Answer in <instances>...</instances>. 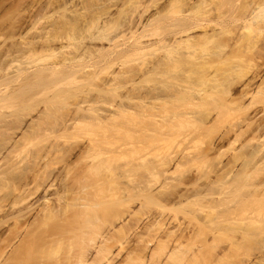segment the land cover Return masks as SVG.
<instances>
[{
	"label": "bare ground",
	"instance_id": "6f19581e",
	"mask_svg": "<svg viewBox=\"0 0 264 264\" xmlns=\"http://www.w3.org/2000/svg\"><path fill=\"white\" fill-rule=\"evenodd\" d=\"M126 2L136 14L134 20L127 19L129 28L115 36L106 32L105 22L94 38L101 45L55 47L63 32L69 39V31L99 24L98 15L83 26V10L78 9L75 18L60 19L54 31L49 27L53 33L63 30L62 36L50 35L46 28L48 37L35 33L37 38L26 42L22 30L24 46L12 48L10 58L21 60H10L19 64L18 74H11L19 79L30 75L19 88L0 94V111L16 100L31 101L34 94L39 97L49 93L48 88L60 91L70 84L81 87L88 82L95 94L69 95L76 99L74 106L69 104L73 109L64 105L68 98L58 91L44 94L40 116L46 118L38 120L33 135L47 137V144L15 177V159L19 148L33 142L34 136L28 140L32 130L24 131L1 160L0 200L19 201L0 204V264H264V0H168L162 11L149 16L152 7L142 4L146 0ZM42 53H49L51 60L43 68L30 72L22 67L27 55ZM149 79L150 88L145 82ZM29 92L34 93L27 100ZM62 107L67 110L64 116ZM11 123L9 132L19 128ZM181 127L184 145L175 153L173 143L180 134L175 131ZM146 134L158 140L154 136L150 141ZM131 136L130 145L123 143ZM107 139L116 141L115 148L108 143L103 147ZM146 139L153 146L165 141L168 152L155 160L159 153L151 155L152 145L146 151ZM157 144L159 152L166 150L164 143ZM149 151L157 161H152L157 167H151L161 177L148 171L150 180L141 177L147 183L129 180L119 188L124 195H109L104 184L111 171L103 164L107 155L139 158ZM178 171L181 180L174 178ZM163 175L170 184L177 182L171 186L174 190L166 180L153 188ZM165 186L169 189L162 191ZM167 190L175 191V197ZM138 191L147 193L145 200L158 202L160 191L168 192L180 204H133L141 202Z\"/></svg>",
	"mask_w": 264,
	"mask_h": 264
},
{
	"label": "rangeland",
	"instance_id": "374dc122",
	"mask_svg": "<svg viewBox=\"0 0 264 264\" xmlns=\"http://www.w3.org/2000/svg\"><path fill=\"white\" fill-rule=\"evenodd\" d=\"M70 1V2H69ZM0 0V80H2V81H4L3 80V78L5 79V81H7V78H8V76H7V78H6V76L5 75H8V73H9V76L11 77V76H13V78H14V76H16L17 77V79H19V77L17 76V75H14V74H16V72H17V70H18V67L19 66H17V65H19V64H14V63H12L11 61H13V62H15L18 58H16V60L14 61V57L13 56H11V58H10V55L11 54H13L15 51H14V49L16 48V46L15 45H20V44H22V45H20L21 47L22 46H24L23 44H25L24 43V39H22V37H24L25 35V41L27 42L28 40H31V39H28V38H30V37H33V35L35 36L36 34H37V36H39V35H44V36H46L47 35V37H48V33L50 34V35H53L54 34V36H55V34H57V37H58V35L59 36H62L63 35V33H64V35H65V37L63 38V36H62V38H61V42L59 41L60 39V37H56L57 38V40H58V43H57V40L56 41H54V38H52V36L50 37V35H49V37L50 38H52V39H50L51 41H54V44H55V47L56 48H59V47H61L62 45H65V46H68L70 49H75L76 47H81V46H84V45H90V44H95V45H101V43H100V40H99V38H96V40H98V41H95L94 40V38H95V36L97 35L98 36V33H99V27H101V26H104L105 25V22L108 24V27H107V31L106 32H108V34L109 33H111L113 36H115V34L117 35V34H119L124 28H129V27H127L128 26V23H130L131 21L130 20H134L133 18H132V16L134 17L136 14H132L133 13V8L132 7H129L130 5L126 2V1H128V0ZM140 1V3H142V2H144V1H142V0H139ZM142 1V2H141ZM164 1V2H163ZM48 2V3H47ZM67 2V3H66ZM111 2V3H110ZM167 2H168V0L166 1V0H146V3L144 2V3H142L143 5H146V4H149L147 7H152L151 9H149V10H151V11H149V13H147L148 14V16L149 15H151V14H153V13H155V12H160V11H162L163 9H160V8H164V6H166V4H167ZM166 3V4H165ZM165 4V5H164ZM36 5V7H34ZM39 5H41V6H39ZM47 5V6H46ZM49 5H50V7H49ZM82 5H84L85 7H86V9L84 8V6H82ZM128 6V8L126 7V6ZM159 5H160V7H159ZM164 5V6H163ZM37 6H39V8H37ZM109 6V7H108ZM159 7V8H158ZM34 8V9H33ZM109 8H111V10L109 9ZM125 8V9H124ZM132 8V10L130 11V9ZM78 9H80V10H83L82 12L80 11V10H78ZM107 9H108V11H107ZM125 11H124V10ZM129 11H128V10ZM33 10V11H32ZM37 10V11H36ZM84 10L88 13V14H85V12H84ZM34 11H36V12H34ZM74 11H76V14H78L79 12H81V13H79V14H81V18L83 17V19H85V20H83V23L85 24H87L88 22H89V24H90V22L93 20V19H95V17H97L98 18V15L101 17L100 18V22H99V24L98 25H96V26H92L90 29H88V30H86V29H81L80 27H78L77 29H80V31L78 30L77 31V29H76V31H73L72 32V30L71 31H69L70 33V38L68 39V36H66L67 34H65L67 31H65V32H63V30H60L61 32H63L62 34H60V31H58V33H57V31H56V33L54 32L53 33V31H54V29L53 28H55V26H57V24H55V23H59L60 21V19H61V21L64 19V17L65 16H67V17H69L68 18V20L72 17V18H75V13H74ZM78 11V12H77ZM105 11H107V12H105ZM117 11H118V13H117ZM123 11H124V13H123ZM38 12V13H37ZM132 12V13H131ZM33 13V14H32ZM82 13L85 15V17H84V15H82ZM105 13V14H104ZM122 15H121V14ZM36 14V15H35ZM73 14H75V15H73ZM130 14V15H129ZM31 15H34V16H31ZM71 15V16H70ZM111 15V16H110ZM120 15V16H119ZM130 16V18H128V16ZM36 16H38V17H36ZM74 16V17H73ZM28 17V18H27ZM67 17H65L66 19H67ZM26 18V19H25ZM36 18H38V19H36ZM63 18V19H62ZM71 18V19H72ZM80 18V19H81ZM88 18V19H87ZM91 18H93V19H91ZM132 18V19H131ZM23 19V20H22ZM30 19V21L28 22V20ZM35 21H34V20ZM91 21H90V20ZM130 21V22H128V23H126L128 20ZM21 20V21H20ZM65 20V19H64ZM85 21V22H84ZM19 22V23H18ZM21 22V23H20ZM27 22V23H26ZM35 24V22H36V24L34 25L33 23ZM80 22H81V20H80ZM14 23V25H12ZM30 23H32V25L30 24ZM83 25V26H86L87 27V25H89V24H87V25ZM127 24V26H125ZM29 25V26H28ZM130 25V24H129ZM9 26V27H8ZM25 26H28L27 28H25ZM32 26V27H31ZM79 26H81L80 24H79ZM10 27L12 28L11 29V31H10ZM49 27H51V30L53 29V31L51 32V30L49 29ZM9 28V29H8ZM31 28V29H30ZM47 28V29H46ZM83 28V27H82ZM13 29H14V31H13ZM17 29V30H16ZM30 29V30H29ZM44 29H46V31L48 32H46ZM22 30H23V33H22ZM26 30H28V31H26ZM42 30H44L43 32H42ZM82 30V31H81ZM86 30V31H85ZM10 31V32H9ZM141 31V30H140ZM14 32H15V34H14ZM25 32V33H24ZM38 32H39V34H38ZM40 32H41V34H40ZM20 33H22V37H21V35H20ZM36 33V34H35ZM47 33V34H46ZM52 33V34H51ZM111 34H109V35H111ZM12 35V36H11ZM14 35H15V38H14ZM18 36V37H17ZM19 38V37H21V38H19V39H17V38ZM100 37V36H99ZM129 37H130V35H129ZM15 40H14V39ZM35 38H37L36 36H35ZM23 40V41H21V40ZM33 39H34V37H33ZM17 42V44L15 43V42ZM19 41V42H18ZM22 42V43H21ZM53 43V42H52ZM14 44V45H13ZM53 44V45H54ZM20 46H17V47H20ZM14 47V49H12ZM16 49H18V48H16ZM15 49V50H16ZM21 49V48H20ZM19 50V49H18ZM9 51V52H8ZM11 51V52H10ZM10 53V54H9ZM5 54V55H4ZM9 54V55H8ZM3 55V56H2ZM7 55V56H6ZM49 55V53H42L41 55L39 54V56H34V57H32L31 56V58H30V55H27V58H26V56H25V58L26 59H23L22 61H24V60H26V61H24L23 63V65H22V67H26V69L27 68H29V70H30V72H31V70L32 69H34V70H32V71H36V69H38V67L39 66H41L42 68H43V66L46 64V62L49 60V61H51L49 58H50V56H48ZM1 56H2V58H1ZM4 56H6V58L7 57H9V59H4L3 57ZM28 56H29V58H28ZM13 58V59H12ZM149 58V57H148ZM1 59H4V60H1ZM12 59V60H11ZM8 60H9V62H11L12 63V65L14 66L13 68H10V67H12V65H11V63H9L8 62ZM11 60V61H10ZM21 59H19V60H17V61H20ZM16 61V62H17ZM48 61V62H49ZM6 65H5V64ZM7 63H9V64H7ZM6 66V67H5ZM2 67H4L3 68V70L4 69H6V70H8V71H3L1 68ZM41 67H39V69H41ZM15 68V69H14ZM12 69V70H11ZM17 69V70H16ZM38 69V70H39ZM16 70V71H15ZM28 70V69H27ZM8 72V73H7ZM29 72V71H28ZM11 73H14V74H11ZM17 74H18V72H17ZM28 75V76H27ZM27 75H22L23 77H25L26 78V80H27V77H29V75H30V73L29 74H27ZM27 76V77H26ZM31 76H32V74H31ZM104 76V75H103ZM102 76V77H103ZM106 76V75H105ZM104 76V77H105ZM8 78V81L7 82H5L4 81V85L2 84V85H0L1 86V88H0V94H1V96H2V92L4 93V92H7L6 91V89L8 90V92H9V88L11 89H17V87L19 88V86H20V84L21 83H23V81H25V78H24V80H23V77H20V79L18 80V81H15V80H13V81H15L17 84H19V85H17L15 82H11L10 80L11 79H13L12 77L11 78ZM101 77V78H102ZM21 78H22V80H21ZM155 79V77L154 78H152V80L155 82L156 80H154ZM150 80L151 79H149V81H145V82H148V86H149V88L150 87H153V85H151L150 84ZM151 80V81H152ZM2 81H0L1 83H3ZM22 81V82H21ZM97 83H99L98 81H96ZM144 82V83H145ZM0 83V84H1ZM11 85H10V84ZM13 83H15V84H13ZM83 83V82H82ZM86 83V82H85ZM94 83V82H93ZM93 83H91L92 85H93ZM96 83V84H97ZM156 83V82H155ZM155 83H154V85H155ZM79 84V83H78ZM90 84V83H89ZM88 84V82H87V84H82L81 85V87H79V86H77V84H70V85H68V86H65V87H61V90L60 91H58V89H59V87H58V89H53V91H52V89H49L48 88V90L47 91H49V93H44L45 95H51V94H53L54 95V91H55V94H57V91L59 92V94L61 93V95L63 96V98H68L67 100L65 99V102H64V105H68L69 106V104L71 105L72 104V106H74V102H75V98H69L68 96L69 95H72V94H74V95H76V92H79V91H81V92H84V91H86V93H88L89 91H90V89H91V87H90V85ZM95 84V83H94ZM153 84V83H152ZM80 85V84H79ZM91 85V86H92ZM15 88H14V87ZM142 87L144 88V87H146V88H144V89H148V87H147V85L145 86V85H143L142 84ZM50 88H52V87H50ZM54 88V87H53ZM37 89H40V88H37ZM37 89H35V90H33L35 93H36V90ZM41 89H42V87H41ZM43 89H45V88H43ZM89 89V90H88ZM46 90V89H45ZM83 90V91H82ZM50 91H52V92H50ZM88 91V92H87ZM34 92H32V93H34ZM40 92H41V90H40ZM90 92H93V91H90ZM89 92V93H90ZM30 93V94H29ZM27 95V100L30 98V96L32 95L33 96V94L31 93V92H29ZM37 93H39L38 91H37ZM94 93V92H93ZM93 93H90V96H91V94L93 95ZM43 94V95H44ZM77 94H79V93H77ZM95 94V93H94ZM4 95V94H3ZM42 95V94H41ZM39 96V97H37V96H35V94H34V97L35 98H31V101H24V100H16L15 102H14V104H10V105H7L6 107H4L3 109H1V111L0 112H2L1 114H0V165H2L3 163H5V162H1V160H3L5 157H7V153H9L10 151H12L13 150V146H14V143H17V140L18 139H20L21 138V134L22 133H24V131L26 132V131H28V132H31V130H32V134L29 136V139L28 140H30L34 135H33V131L35 130V132L37 131V128L36 129H33V128H35L36 126L35 125H37V123L39 122V123H41V121L42 120H44V118H46L44 115H42V116H44L43 118H42V116H40V113L43 111V110H45V104L43 103V95L42 96ZM44 95V96H45ZM31 96V97H32ZM52 96V95H51ZM73 96V95H72ZM37 97V98H36ZM42 97V98H41ZM111 97V96H110ZM110 97L108 98V99H110ZM44 99H45V97H44ZM30 100V99H29ZM64 100V99H63ZM68 102V103H67ZM68 106H66V107H68ZM101 106V105H100ZM103 106V105H102ZM106 105H104L103 107H105ZM65 107V106H64ZM64 107H62L61 108V110L63 111V116H64V112H66V111H64L63 110V108ZM70 107V106H69ZM71 109H73V107H70ZM105 108H107V107H105ZM68 109V108H67ZM60 110V113H62V111ZM59 114V113H58ZM66 114V113H65ZM57 116H60L59 118L61 119V121H63V119H64V117H63V119H62V114H60V115H57ZM39 117V118H38ZM41 117V118H40ZM55 119L57 118V117H54ZM59 119V120H60ZM121 119H123L124 120V118L122 117V118H119V120L116 122L117 124H118V122L120 123V121H123V120H121ZM38 120H41V121H38ZM58 120V122L59 123H61L60 121ZM13 121V122H12ZM19 121V122H18ZM12 122V123H11ZM16 122V123H15ZM21 122V123H20ZM36 122V123H35ZM17 124L18 126L17 127H19L18 129H15V130H12V132L10 131L9 132V129H7V124ZM20 123V124H19ZM111 123L113 124L114 122L113 121H111ZM122 123V122H121ZM115 124V123H114ZM176 126V125H175ZM178 127H179V125H177ZM176 126V127H177ZM16 127V128H17ZM20 127H22V128H20ZM32 127V128H31ZM37 127H38V125H37ZM147 128V127H146ZM150 128V127H149ZM20 129V130H19ZM148 129V128H147ZM151 129H152V127L150 128V131H151ZM175 129H177V128H175ZM155 130V129H154ZM154 130L152 131L155 135L157 134V133H155L154 132ZM172 130H174V129H172ZM172 130H171V132H172ZM175 131V130H174ZM34 132V133H35ZM176 133H180V134H176V135H178V136H176V135H174V137L176 136L177 138H175V143H173V146H174V148H173V146H171L173 149H174V151L177 149V151H175V153L177 152L178 153V150H179V147L180 148H183L182 147V145H184L183 144V142L181 141L182 139L181 138H183L182 137V135H181V133H183V128L181 127V128H179V129H177L176 131H175ZM175 132H173V133H175ZM148 133V132H147ZM41 134H44L43 133V131L41 132ZM148 134H150V133H148ZM148 134H146V135H148ZM160 134V133H159ZM151 135H153V134H151ZM154 135V136H155ZM180 135H181V137H180ZM37 136V135H36ZM36 136H34L35 138H32V139H34L33 140V142L30 144V145H28V146H26L25 148H19V153H18V156H17V158L15 159V162H14V164H15V167H14V172H12V177H15L16 175H18L19 173H22L23 172V170L29 165V162H30V158L34 155V154H36L44 145H46L47 144V142H48V139H47V137L44 139L43 137V139H41V135H39L38 137H36ZM154 136H152V137H154ZM159 136V139H161V134L160 135H158ZM11 137H13V138H11ZM146 138L147 137H149L150 138V136L148 135V136H145ZM152 137L149 139L150 141H151V139H152ZM156 137V136H155ZM154 137V138H155ZM11 138V139H10ZM40 138V139H39ZM53 137H51V139H52ZM50 139V140H51ZM131 139H134V137L133 136H131V138L129 137V138H125V139H122V141H123V143H126V144H129L130 145V143L132 142V140ZM155 139H157L158 140V138L156 137ZM10 140H12V141H10ZM13 140L14 141H16V142H13ZM125 140V141H124ZM147 140V139H146ZM146 140H144L145 142H146ZM162 140V139H161ZM30 141H32V140H30ZM54 141H55V137H54ZM149 141V142H150ZM152 141H154V139L152 140ZM156 141V140H155ZM180 141L182 142V144H181V146H180ZM115 140L114 139H112V140H110V143H109V139H107V142L106 143H104L103 144V147H105L106 146V144H107V146H113L114 148H115ZM164 143V149H166V146H167V144H165V141H159V142H157V143H159V145L160 144H163ZM151 143V142H150ZM152 143H154V142H152ZM157 143H154V146L152 145V144H149L148 143V140H147V142H146V144H143L145 147H147V146H149V147H151V145H152V147H151V152L153 153H151V155L152 156H154L156 153H159V155L158 154H156L155 156H154V159L156 160H160V158H156V157H158V156H160V157H162V156H164L165 155V152H168V148L163 152V151H161L160 150V152H162L161 154H160V152L158 151V149L157 148H159L160 146H158V144ZM113 144V145H112ZM158 146H156V145ZM16 145V144H15ZM17 145H18V143H17ZM136 145H139V144H136ZM142 145V146H143ZM166 145V146H165ZM109 146V147H110ZM116 146H118V145H116ZM141 146V145H140ZM156 146V147H155ZM12 147V148H11ZM161 147H163V145H161ZM170 147V148H171ZM15 148V147H14ZM107 148V147H106ZM114 148H108V149H114ZM12 149V150H11ZM21 149V150H20ZM107 149V150H108ZM146 149V148H145ZM150 149V148H149ZM148 149V147H147V149H146V151L147 150H149ZM160 149H162V148H160ZM163 149V150H164ZM10 150V151H9ZM172 150V149H171ZM181 150V149H180ZM179 150V152H181ZM150 151H149V153H148V155H146V154H142V155H145V156H140V157H144V158H146V159H141L140 157L138 158V157H131V156H127L126 157V159L124 158H122V157H120L119 156V154L118 153H114V152H112L110 155H107L108 156V158L106 159L107 160V165L105 164V163H103V160L102 159H100L101 161H102V163L105 165V167L106 166H108V167H110V170L111 171H107V174H106V172L104 173V171H105V168L102 170V172L101 173H103L100 177H102V176H104L105 174L107 175H105L104 176V178H106V183H104V184H106L105 185V188L109 191H107L108 192V194L110 195V193H111V195H113V197L115 196V195H118V193L120 194V192H121V194H123L124 195V193L125 192H122L121 190H119V188L120 187H122L123 185V183H124V186L123 187H126L127 186V184H129L130 182H132V181H129V180H138V181H136V183L138 182L139 184L141 183H147V182H144L145 180V178H146V181H148V180H150V178L151 177H148V175H149V172L148 171H154L153 169H152V167H154L155 168V166L157 167V165H154V166H152L153 164H157V161H154L153 160V157L150 155ZM173 151V152H174ZM145 152V151H144ZM164 153V154H163ZM150 155V156H149ZM162 155V156H161ZM107 156H105V157H107ZM148 157H149V159H148ZM99 160V159H98ZM99 160V161H100ZM106 160H104V162H106ZM99 161H97L96 160V162L97 163H101V162H99ZM152 161H153V164H152ZM2 163V164H1ZM102 163H101V166H102ZM104 165H103V167H104ZM152 166V167H151ZM1 167V166H0ZM3 168V167H2ZM6 168V167H5ZM129 168V169H128ZM7 169V168H6ZM5 169V170H6ZM108 168L106 167V170H107ZM127 169H128V171H127ZM156 169H158V168H156ZM180 168L178 167V170H179ZM4 170L3 169H0V173L1 172H3ZM125 171H127V172H125ZM157 171V172H156ZM156 171H154V173L156 172V173H158V174H156V175H158V179H159V176H160V174H159V170H156ZM181 171H182V175H183V170L181 169L180 170V173H181ZM55 172H57V171H55ZM100 173V174H101ZM152 173V172H151ZM150 173V174H151ZM154 173H152V175H155ZM180 173H179V171H178V173H176L175 172V174L177 175H175V177L174 178H176V179H182L183 177H184V175H183V177H181V175H180ZM179 174V175H178ZM15 175V176H14ZM150 176V175H149ZM141 177H142V179L144 180V181H142V179H141ZM161 177V176H160ZM163 178H161V180H159L161 183H159L158 181H156V185H155V183H153L154 184V189H155V186H156V189H159V187L157 186V184L160 186V185H162L163 183H165V180H166V177L163 175L162 176ZM164 177H165V179H164ZM103 177H102V179H104ZM157 179V178H156ZM163 179V180H162ZM140 180V181H139ZM152 180V179H151ZM154 180V179H153ZM128 181H129V183H128ZM164 181V182H163ZM126 182V183H125ZM135 182V181H134ZM171 183V181H168V179L166 180V183H167V185L170 187V189L172 188V187H174V186H176V185H178L177 184V182L175 183V182H173L172 184H170ZM137 183V184H138ZM138 184V185H139ZM170 184V185H169ZM121 185V186H120ZM134 185H136V184H134ZM163 185H165V184H163ZM174 185V186H173ZM137 186V185H136ZM172 186V187H171ZM162 187V186H161ZM169 187L167 188L166 186L164 187L165 189H163L162 191H164V190H166V189H169ZM177 187V186H176ZM175 187V188H176ZM174 188V189H175ZM122 189H124V188H122ZM173 189V188H172ZM173 189V190H174ZM181 189V188H180ZM7 190V189H6ZM173 190H167L168 192L169 191H171V192H169L170 194H173L174 193V197H175V193L177 192V189H176V192L175 191H173ZM119 191V192H118ZM5 192V191H4ZM118 192V193H117ZM166 193V194H164L165 192H163V193H161V191H160V194L162 195V196H159V198H158V200H160L159 202L157 201V200H151V199H146V200H148V201H146L145 200V198H147V197H143V194H144V196H148V195H146L147 193H142V194H140L139 193V191H138V195H139V197L141 196V202L139 203V199H137L138 201H134L133 202V204H147V206H148V204H180V202L178 201V199H176V198H170V197H172V195L170 196V194L169 193ZM173 192V193H172ZM178 192H179V186H178ZM177 192V193H178ZM6 193H7V191H6ZM113 193V194H112ZM3 194V193H2ZM1 194V195H2ZM163 194L165 195L164 197H163ZM159 195V193L157 194V196ZM180 195V194H179ZM168 196V197H167ZM167 197V198H166ZM144 198V199H143ZM163 198L164 199H166L165 201H163ZM17 198H11V197H9V198H3V199H1L0 200V204H11L12 202H14V201H19V200H16ZM157 199V198H156ZM176 201H175V200ZM161 200H162V202H161ZM171 200H174V201H171ZM180 200V199H179ZM12 201V202H11ZM144 201V202H143ZM146 201V202H145ZM156 201V202H155ZM167 201V202H166ZM170 201V202H169ZM178 201V202H177ZM18 204H22V203H18ZM132 204V203H131ZM224 206L223 207H226V205L225 204H223ZM229 205H231V204H229ZM136 206V205H135ZM222 207V208H223ZM225 209V208H224ZM224 209H222V210H224ZM219 212H221V210L219 211ZM181 214V213H180ZM179 215V214H178ZM182 215V214H181ZM181 215H180V217H181ZM185 215V214H184ZM220 214H218V215H215V218L216 217H218ZM182 218V217H181ZM218 218H220V216L218 217ZM183 220H184V217H183ZM187 222H189L188 220H187ZM193 222V221H192ZM194 224H196L195 223V221L193 222ZM255 253V251L253 252V254Z\"/></svg>",
	"mask_w": 264,
	"mask_h": 264
}]
</instances>
